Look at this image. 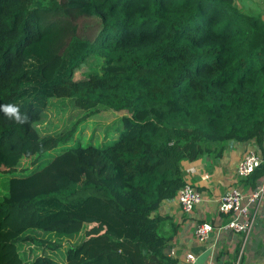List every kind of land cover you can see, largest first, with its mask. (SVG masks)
Masks as SVG:
<instances>
[{
    "label": "trees",
    "instance_id": "16d2710c",
    "mask_svg": "<svg viewBox=\"0 0 264 264\" xmlns=\"http://www.w3.org/2000/svg\"><path fill=\"white\" fill-rule=\"evenodd\" d=\"M244 1L0 0V106L19 117L0 110V264H178L166 253L178 227L158 211L189 183L183 165L262 146L264 20ZM90 60L99 71L74 80ZM52 99L125 112L118 139L65 146L76 127L40 137ZM263 179L262 167L244 181ZM89 224L101 232L63 262L19 253L58 248L30 231Z\"/></svg>",
    "mask_w": 264,
    "mask_h": 264
},
{
    "label": "crops",
    "instance_id": "0c3cea01",
    "mask_svg": "<svg viewBox=\"0 0 264 264\" xmlns=\"http://www.w3.org/2000/svg\"><path fill=\"white\" fill-rule=\"evenodd\" d=\"M244 2L246 10L259 9L256 13L262 15L264 0ZM261 17L264 20L263 15ZM249 151L263 154L262 146L255 141L233 143L220 158L205 155L183 165L187 181L200 190L202 202L190 214L183 213L176 200L164 202L158 211L168 215L178 227L170 245V255L178 264H264V201L251 208L256 212V219L247 236L223 229L230 218L217 210L218 198L231 187L238 186L246 194L251 191L246 180L238 179L235 174L242 156ZM203 222L211 223L214 231L206 243L201 244L193 232L196 225ZM188 254L193 256L191 262L186 260Z\"/></svg>",
    "mask_w": 264,
    "mask_h": 264
},
{
    "label": "rangeland",
    "instance_id": "374dc122",
    "mask_svg": "<svg viewBox=\"0 0 264 264\" xmlns=\"http://www.w3.org/2000/svg\"><path fill=\"white\" fill-rule=\"evenodd\" d=\"M261 5L260 13L264 17V2ZM245 7L247 6L245 5ZM254 12L259 13V9H256ZM98 66V61L90 60L88 66L83 67L81 71L75 72L73 79H81L83 73H97L99 71ZM96 110V113L87 115L88 111L79 109L71 100L52 99L49 101L46 110L42 113L35 127L40 137H56L68 132L72 127H76L72 138L65 146L79 141L83 145L91 143L94 146L107 147L118 139L122 130L121 117L125 115V112L119 113L103 107H99ZM63 146L61 145L54 149L51 154L55 155L59 152V148ZM100 232L98 226L94 224L86 225L79 234L71 237H57L54 234L30 231L29 234L35 235L47 242L55 243L59 245L58 248L55 251H50L34 247L30 244H24L19 246L18 250L25 261L30 262L36 256L49 255L54 260L63 262L65 251L69 246L78 244L81 239L99 234Z\"/></svg>",
    "mask_w": 264,
    "mask_h": 264
},
{
    "label": "built area",
    "instance_id": "2783aa9c",
    "mask_svg": "<svg viewBox=\"0 0 264 264\" xmlns=\"http://www.w3.org/2000/svg\"><path fill=\"white\" fill-rule=\"evenodd\" d=\"M263 154L256 151L245 153L239 161L236 168L238 179H246L256 170L264 168V137L262 139ZM202 194L193 185L187 183L182 186L176 194V201L185 214H190L197 205L202 202ZM264 201V179L261 185L245 193L238 186L231 187L225 191L217 200V210L219 214L229 216V221L223 226V229L234 231L237 234L247 236L252 229L256 219V212L251 211L253 206H257ZM214 227L209 222H203L196 225L194 237L204 244L213 233ZM171 254V250L169 252ZM186 260L191 262L193 256L186 255Z\"/></svg>",
    "mask_w": 264,
    "mask_h": 264
},
{
    "label": "clouds",
    "instance_id": "9594fccd",
    "mask_svg": "<svg viewBox=\"0 0 264 264\" xmlns=\"http://www.w3.org/2000/svg\"><path fill=\"white\" fill-rule=\"evenodd\" d=\"M0 110H2L4 113H6L9 116H16L17 119L19 118L17 116L18 108L13 105L0 106Z\"/></svg>",
    "mask_w": 264,
    "mask_h": 264
},
{
    "label": "water",
    "instance_id": "95a60500",
    "mask_svg": "<svg viewBox=\"0 0 264 264\" xmlns=\"http://www.w3.org/2000/svg\"><path fill=\"white\" fill-rule=\"evenodd\" d=\"M169 252H170V250H169V249H167V250H166V253L168 254Z\"/></svg>",
    "mask_w": 264,
    "mask_h": 264
}]
</instances>
